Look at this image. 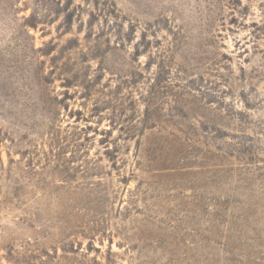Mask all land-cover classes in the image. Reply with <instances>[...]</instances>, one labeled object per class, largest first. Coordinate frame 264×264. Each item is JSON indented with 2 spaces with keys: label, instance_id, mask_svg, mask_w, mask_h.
Returning <instances> with one entry per match:
<instances>
[{
  "label": "rangeland",
  "instance_id": "obj_1",
  "mask_svg": "<svg viewBox=\"0 0 264 264\" xmlns=\"http://www.w3.org/2000/svg\"><path fill=\"white\" fill-rule=\"evenodd\" d=\"M0 264H264V0H0Z\"/></svg>",
  "mask_w": 264,
  "mask_h": 264
}]
</instances>
